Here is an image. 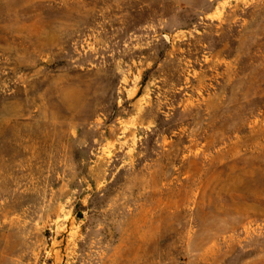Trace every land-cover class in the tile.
<instances>
[{
  "label": "rangeland",
  "instance_id": "374dc122",
  "mask_svg": "<svg viewBox=\"0 0 264 264\" xmlns=\"http://www.w3.org/2000/svg\"><path fill=\"white\" fill-rule=\"evenodd\" d=\"M0 264H264V0H0Z\"/></svg>",
  "mask_w": 264,
  "mask_h": 264
}]
</instances>
